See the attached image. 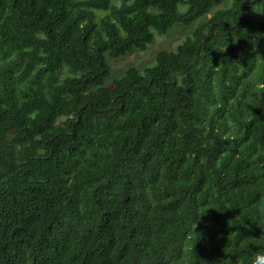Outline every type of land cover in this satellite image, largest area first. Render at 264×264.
<instances>
[{
    "label": "trees",
    "instance_id": "trees-1",
    "mask_svg": "<svg viewBox=\"0 0 264 264\" xmlns=\"http://www.w3.org/2000/svg\"><path fill=\"white\" fill-rule=\"evenodd\" d=\"M212 7L105 86L108 59ZM262 248L264 0H0V264H252Z\"/></svg>",
    "mask_w": 264,
    "mask_h": 264
},
{
    "label": "rangeland",
    "instance_id": "rangeland-1",
    "mask_svg": "<svg viewBox=\"0 0 264 264\" xmlns=\"http://www.w3.org/2000/svg\"><path fill=\"white\" fill-rule=\"evenodd\" d=\"M228 4L229 1H226L223 5L217 7L215 5L213 7H216L215 9H217ZM213 7L207 13L195 18L188 25L177 22L169 28L167 33H155V40L148 44L144 50L133 49L125 56L110 60L108 59V62L111 65V73L105 79V86H112L113 80L121 77L129 67H136L142 71L144 67L153 65L155 55L158 51L167 49L175 50L187 35H189L199 24H201L206 17L210 16L211 12L215 10ZM187 8L188 5L186 3H180L178 5V12L184 13Z\"/></svg>",
    "mask_w": 264,
    "mask_h": 264
},
{
    "label": "clouds",
    "instance_id": "clouds-1",
    "mask_svg": "<svg viewBox=\"0 0 264 264\" xmlns=\"http://www.w3.org/2000/svg\"><path fill=\"white\" fill-rule=\"evenodd\" d=\"M252 264H264V248L255 252Z\"/></svg>",
    "mask_w": 264,
    "mask_h": 264
}]
</instances>
